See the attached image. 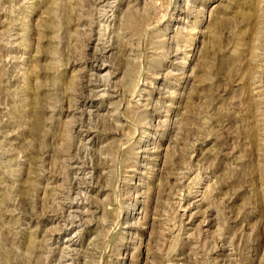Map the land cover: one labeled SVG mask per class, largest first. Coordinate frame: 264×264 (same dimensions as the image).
<instances>
[{"label": "rangeland", "instance_id": "374dc122", "mask_svg": "<svg viewBox=\"0 0 264 264\" xmlns=\"http://www.w3.org/2000/svg\"><path fill=\"white\" fill-rule=\"evenodd\" d=\"M0 264H264V0H0Z\"/></svg>", "mask_w": 264, "mask_h": 264}, {"label": "bare ground", "instance_id": "6f19581e", "mask_svg": "<svg viewBox=\"0 0 264 264\" xmlns=\"http://www.w3.org/2000/svg\"><path fill=\"white\" fill-rule=\"evenodd\" d=\"M98 68L100 69L101 67L98 66ZM67 246V245H66Z\"/></svg>", "mask_w": 264, "mask_h": 264}]
</instances>
